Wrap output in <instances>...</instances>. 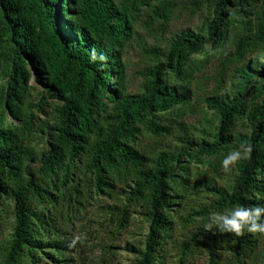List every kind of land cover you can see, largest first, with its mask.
I'll list each match as a JSON object with an SVG mask.
<instances>
[{
  "label": "trees",
  "instance_id": "trees-1",
  "mask_svg": "<svg viewBox=\"0 0 264 264\" xmlns=\"http://www.w3.org/2000/svg\"><path fill=\"white\" fill-rule=\"evenodd\" d=\"M180 6L206 15L158 46L141 39L155 63L139 92L125 91L134 23L144 13L159 20L151 31L166 32ZM93 50L107 60L92 61ZM260 50L264 0H0V234L10 227L0 264H75L68 226L94 195L111 201L90 231L99 264H116L112 243L128 231L133 264H166L169 243L175 264H190L200 246L208 264H264V235L203 227L214 211L264 206ZM32 73L48 99L36 101ZM194 97L212 112L200 127L182 118ZM244 121L247 131L237 128ZM241 144L250 158L224 172ZM134 214L145 223L137 232Z\"/></svg>",
  "mask_w": 264,
  "mask_h": 264
},
{
  "label": "rangeland",
  "instance_id": "rangeland-1",
  "mask_svg": "<svg viewBox=\"0 0 264 264\" xmlns=\"http://www.w3.org/2000/svg\"><path fill=\"white\" fill-rule=\"evenodd\" d=\"M180 3H186L190 0H175ZM206 15L204 10H199L192 12L189 8L179 7L173 13L171 20L169 22L168 31L162 32L157 31V34L149 29L153 25H158L159 20H153L151 23L147 20V16L144 13H141L139 20H137L133 25V30L135 34L132 36L129 44L125 48L124 52V61L126 64L125 68V91L127 92H139L141 90L142 84V73L145 71L146 67L155 63V59L152 54L147 53L143 48L140 40L144 41V44L148 47L158 46L161 42L162 35L164 37L169 36L170 33H174L183 28H192L195 29L201 24L202 18ZM233 31H230L227 34V42L225 50H232L231 38ZM254 55V54H253ZM257 59L261 62H264V50H260L258 53H255ZM200 57V55H197ZM217 62L214 60L211 62L206 70L207 74H210ZM29 83L33 86V94L35 95L36 101L41 100L42 98L48 99L47 93L44 91L43 87L39 85L36 81V76L34 73L31 74ZM48 111L49 108L45 107ZM212 112L207 109L205 103L202 102L200 97H194L193 103L191 106H185L182 111V118L191 123L195 127H200L204 124V118L210 117ZM40 118H43V113H38ZM8 123H12L13 120L9 118ZM247 122H239L237 128L241 131H247ZM33 144L36 147H39V141L35 140ZM201 164H195L192 162L190 168L192 171H196L199 168H202ZM221 170V169H220ZM111 202L110 199L106 197H96L94 195L93 199H90L89 205L86 204L85 208L81 210L80 214H76L71 217V221L68 226L69 234L68 237L72 240L76 236H80L81 240L77 241V246L74 253H72V258L76 261L75 264H92L90 262H95L99 264V257L101 256V251L99 246L96 245L97 240L93 238V233L91 229L98 226L100 221H102V215L99 211V205ZM135 223L130 227L132 232H137L139 225H144L145 223L141 221V217L138 214H134ZM139 222H142L141 224ZM10 232L9 225L1 231L0 237L7 236ZM134 234L131 235L130 231L123 233L120 236H117L115 241L112 243L117 246L114 248V251H117L116 264H133L134 253L129 251V242L133 241ZM174 244L166 245V257L164 259L166 264H175L177 260V253L174 251ZM84 260H83V259ZM208 252L205 247L200 246V248L194 253V256L190 260V264H208ZM94 264V263H93Z\"/></svg>",
  "mask_w": 264,
  "mask_h": 264
},
{
  "label": "clouds",
  "instance_id": "clouds-1",
  "mask_svg": "<svg viewBox=\"0 0 264 264\" xmlns=\"http://www.w3.org/2000/svg\"><path fill=\"white\" fill-rule=\"evenodd\" d=\"M90 59L104 62L107 57L104 54L97 56L95 50L92 51ZM252 146L241 144L239 150H232L222 161V170L226 173L232 171L233 167L242 159L250 158ZM206 231H212L215 227L220 233H232L235 236H243L245 230L249 233H259L264 235V206H244L237 205L222 212H212L209 214L208 222L203 225ZM81 237L76 236L70 243L74 246Z\"/></svg>",
  "mask_w": 264,
  "mask_h": 264
}]
</instances>
